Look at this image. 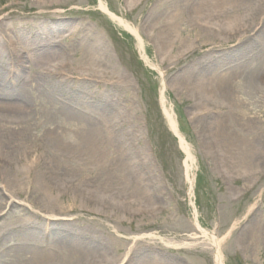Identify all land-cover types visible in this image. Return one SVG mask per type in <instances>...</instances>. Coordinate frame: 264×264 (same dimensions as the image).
I'll return each mask as SVG.
<instances>
[{"label": "rangeland", "instance_id": "1", "mask_svg": "<svg viewBox=\"0 0 264 264\" xmlns=\"http://www.w3.org/2000/svg\"><path fill=\"white\" fill-rule=\"evenodd\" d=\"M103 1L136 28L151 63L161 72L145 63L135 36L113 22L99 8V0H0V68L5 67L0 70V75L4 74L0 83L5 87L0 98L12 102L4 96L32 87L26 93V107L29 105L32 113L39 109L42 91L53 89L51 101H72L71 110H81L98 137L105 142L113 139L126 167L123 172L104 170L100 177L92 178L90 172L78 167L64 170V165L73 167L77 162L85 167V150L78 155L81 148L75 145L76 138L63 130L60 137L67 138L70 145L59 146L63 157L60 153V157L54 156V150L41 143L43 130L50 125L31 122L28 143L18 142L2 153L0 167L5 168H0V202L10 196L31 206L24 212L26 220L19 219L20 226L31 222L43 226L42 216L51 213L63 220L46 226V231L40 228L42 231L19 237L39 239L48 248L56 235L69 236L76 231L82 239V234L94 233L103 241L94 258L76 261L71 257L66 264H115L127 251L130 235L152 232L195 244L177 248L140 239L121 264H215L194 225L193 200L200 227L208 236L223 238L220 252L224 264H264V241L258 238V225L264 218V76L251 73L253 66L264 68V0H249L246 7L253 6L252 11L237 20L231 12L208 17L209 12L203 10L213 0H135L128 15L126 7L132 6L131 2ZM199 2L203 3L200 10L195 6ZM196 10L211 21V28L202 26L185 34ZM173 16L181 23L183 39L174 51L168 45L159 50L157 32L168 33L164 27L170 26ZM259 18L262 25L253 30ZM232 31L233 38L229 36ZM8 34L16 36L17 45H12ZM61 34L64 37L58 38ZM258 50H262L261 63L252 62L251 55ZM64 60L68 64L56 72L53 67ZM92 64L106 76L88 74ZM161 75L168 105L196 157L192 195L185 154L160 105ZM221 75L231 79L233 92L224 93L217 87ZM220 120L231 122L232 138L217 135L215 124ZM15 123L19 122H6L8 127ZM0 136L7 140L5 131ZM104 151L103 162L109 159L108 154H117L112 147ZM250 152L254 156H249ZM251 159L261 164L253 174ZM116 175L123 178L121 182ZM16 212L0 218L3 257L7 246L19 238V222L12 216ZM67 216L71 218L67 220ZM58 226H63L59 234H47L48 227L54 230ZM251 230L255 238L243 240Z\"/></svg>", "mask_w": 264, "mask_h": 264}, {"label": "bare ground", "instance_id": "2", "mask_svg": "<svg viewBox=\"0 0 264 264\" xmlns=\"http://www.w3.org/2000/svg\"><path fill=\"white\" fill-rule=\"evenodd\" d=\"M126 1L129 3L131 2L132 4V6L130 5L126 7V15H128L129 12H132L134 9L133 1L135 0H126ZM191 1L192 0H186V2L188 3ZM176 2L179 3L181 1H176ZM242 4L244 6H242ZM248 4H249V0H213V3L208 4L209 6H206V9H204L203 12H209V14L207 15L208 17H211V16L216 17V13L226 14L228 12L229 13L231 12V13H235L234 18L235 20H237V17L239 16L242 17V15H244L245 13H249L252 11L251 9L253 6L251 7L249 5L248 7H246V5ZM180 6L182 7V5ZM195 6H197V8H199L200 10V8L203 7V3L201 2L196 3ZM99 8L105 14H107L110 17V19L113 22H115L118 26L124 28V30H126L127 32L135 36L136 41L138 43V48H139V53H140L141 58L145 61L147 65L154 67L158 71L161 72L158 66L153 65L151 63L148 57V54L146 52L145 41L143 37L139 34V32L136 30V28L133 25H131L129 22H127V20H125L123 17H119L117 14L111 12L108 8L107 3H105L103 0H99ZM183 10L184 9H181V14H183ZM254 11H256V9ZM197 12L199 11L196 10V12L194 13L195 15L191 17L190 20H188L193 25L191 24L189 26L191 27V29H187L185 34H188L189 31H191L192 29L200 30L202 26L206 28H211V26H209V23L211 21L204 19V17H202L201 14ZM176 18H177L176 16H173L170 21V24H168L170 26L164 27V29L168 33H166L165 31L161 32V30L157 32V37L155 40L158 41L159 43V50H162L166 45H168L166 47H170V49L174 51L173 47L179 44L180 39L181 40L183 39L182 34L184 33V31L181 28V23L178 21V18L177 19ZM182 21L186 22L184 18H182ZM257 21H255V23L252 26L253 30L257 29L260 25H262L261 18H259ZM183 22H182V26L185 27L186 24ZM226 29H230V27ZM237 33L238 32H236V34ZM64 35L61 34L60 36H58V38L64 37ZM70 36L71 35H68L67 37H70ZM229 36L232 38L235 37L234 31H232L229 34ZM238 36L244 38L243 33H240ZM7 38H9L12 45H17L16 41L18 39L16 38V36H12L8 34ZM161 40H162V44L160 43ZM261 51L262 50H258L257 52L252 53L251 55L252 62L258 61V63H261V60H262L261 54H260ZM168 56H170V53ZM256 58H259V59H256ZM66 64L68 63H66L64 60L63 63L62 62L57 63L53 68H55L56 72H59V71L61 72L63 69V66L64 65L66 66ZM90 66L91 67L87 69L88 74L92 76H104V75L106 76L107 73L105 74L103 71L99 70L94 64ZM0 70L5 71V67L2 66ZM251 73L261 74L262 76H264V68L260 65L256 67L253 66ZM3 75H0V76H3ZM223 76L221 75V78H222L221 80L216 79L215 84L217 85V87L219 86L221 88V91H223L224 93L233 92L234 85L233 83L231 84V79L228 77V75H223ZM256 77H254V79H256ZM161 80H162V88L160 90V105H161L163 114L165 115V118L171 130L176 135V137H178L180 147L185 154L184 165H185L186 177L190 185L189 193L190 195H192L193 194V184H194V174L191 172H192V169L194 168L196 157L192 154L190 146L188 145V143L186 142V139L184 138V136L181 134L179 130V126L176 121V116L173 111V108L170 105H168L169 101H168V96H167V86L164 81V76L161 77ZM0 85L2 86V88H0V91H3L5 89L4 84L0 83ZM31 88H29L26 92H15V93L9 92L8 94H11V97L4 96L8 98V101L11 99L12 102L11 101L4 102V99L0 98V134L4 131L7 133V140H3L0 136V152L2 151L0 153V163H1L0 165H3V162H4L3 161L4 158H2V155H3L2 153L5 152L6 150H9V147L13 149V147H16L15 144L18 142L20 143V145L28 143L26 141H29V139L31 138V137H27L29 130H31L28 127L30 126L31 122L35 121V123L41 122L43 125H48V124L50 125L48 129L46 128L43 130V137H41V140H42L41 143L47 149H53L55 152V155L47 154L46 152L47 155L49 156L54 155L56 157L57 156L60 157L59 155H57L58 153H60L58 152L59 146H61V148L69 147L70 141H67V138L60 137L63 130L64 132L68 131V133H71V135L76 138V142L74 141L73 142L75 143V145L81 148V151L78 155L82 156L81 152L82 150H85L84 155H86L87 157V162L83 164L84 165L86 164L87 167L86 166L81 167L79 166L80 162H77L79 164L76 163L73 167H71L72 165H69V164L64 165L65 166L63 167V169L65 168L64 170H67L68 168L75 169L78 167L77 170L79 171L84 170L86 172H90L91 176L89 177L92 178V175L99 176V173L104 170L119 169L117 172L119 171L123 172L126 169L125 163H123V161L121 163L120 156L122 155V151H120V148L118 146L116 147V145L113 144L114 143L113 139L111 138L110 140H107L105 142L103 138H100V136L98 137L97 133L95 132L96 129L94 130L93 127H90L86 123L85 118H84L86 115L82 114L81 110H75V111L71 110L72 106L70 102L72 101L70 100L66 101L67 102L66 104L53 103L50 99V96L55 94V92H53V89H45L42 91L43 94L42 96L40 95L42 102H40L39 104V109H37L36 111L32 110V113H31V111L27 109L29 105L26 107L28 103L26 102V100H28L26 98V93L31 92ZM209 90H212V89H209ZM204 91L209 93L208 90H204ZM14 101L17 103H14ZM32 107H33V104H32ZM14 120L19 123L17 124L15 123V126L13 127H8L6 122H13ZM224 121L222 122L221 120L216 121L217 124L215 123L213 124L217 125L218 127L217 132H216L217 135L222 136L226 139H230L232 138V135H233V125H231V122H229V124L232 126L230 127L228 122H224ZM107 147L114 148V152L117 154L116 156L115 155L112 156L108 154L109 159L103 162L104 160L103 155L105 153L104 150H107ZM107 152L109 153L111 151H107ZM60 155L63 157L62 153H60ZM251 155L254 156L252 152L249 153V156ZM49 156H47L48 160L50 158ZM51 159L54 160L53 158ZM259 159H261L260 156L258 157V160ZM258 160L251 159V161H253V168H254L252 170L253 171L252 174L254 173L256 168L261 167V164L260 162H258ZM68 161H71V160H68ZM122 166L123 168H121ZM0 168H5V167L2 166ZM116 176L118 177V179H120V182H121V179L123 178H120L118 175ZM124 181L128 182L127 180H124ZM127 204L131 205L133 203L127 202ZM190 204L194 210L195 205L193 203V200H190ZM109 205L112 206V204H109ZM113 205H118V204L114 203ZM30 208L31 206L28 205V203L17 201L9 196L7 199L4 200V202H0V218H2L7 213L11 214V213H15L16 211H18L16 212L17 215L12 214V216H15V222L16 223L19 222L17 224V228H19L17 231L18 237L23 236L24 234L27 235V233L30 234L37 230L42 231L40 228H43L46 231V226H49L50 224L54 223L57 220H63L60 217H58L56 214L51 213V214L42 216L44 220L43 226L42 224L40 225L39 223H32V222L26 225L21 224L20 226L19 224L21 220L19 219H22L23 221H25L26 218L23 217L24 212L26 213V211H29ZM137 211H140V213L142 214L143 210L138 208ZM194 215L196 216V212ZM66 218L67 220H69L71 217L67 216ZM194 225L196 229L199 230V232H201V236L204 238L202 241L203 248L211 251L215 264H224L223 255L220 252V243L222 242L223 238L218 239L214 236V234H212L211 236H208V233L200 227L197 221H195ZM62 227L63 226H58L54 230L49 229L48 227L49 231L47 230L48 231L47 234H52V233L56 234L57 232L59 234L60 230H63ZM112 228L113 230H115V233H118L117 227L112 226ZM11 229L12 230L16 229V226L15 228L12 227ZM64 231H67V229H64ZM252 231L253 230H251L250 232L247 231L249 234L247 233L248 235L245 238L242 237V239L246 241L248 238H252V237L255 238V235L253 234ZM258 232H259L258 238L263 239L264 241V218L260 221V224L258 225ZM43 234L46 235V232L45 233L43 232ZM78 235L79 234L76 231H72L69 236L59 237L58 235H56V237L58 238L55 237L54 244L52 246H49L48 248L45 245V243H43V241L39 239L33 240L34 238L24 239L23 237L22 238L19 237L16 243H12L10 246H7L9 249L8 253L4 257L3 255L0 256V264H37V263L66 264L67 263L66 260L70 259L71 257L73 259L74 257H76L75 258L76 261H80L81 260L80 258L85 260L86 258L90 256L94 258L95 254L98 253V250L96 249H99L100 246H102L103 244L102 236L96 235L94 233H86V234H82V239H79ZM129 238L131 239V241L128 244L129 246L126 249L127 251H125V254L121 256L120 259L115 264H121L127 258V255L131 249L130 247L133 245V243L140 239H144V238H147L149 242H159L163 244L164 246H171V247H177V248L194 246L195 244V243H186L184 241L178 242V241L171 240V239H165L152 232L142 234V235H130ZM104 243L106 242L104 241ZM1 244H4V242L2 241ZM1 247H4V246H1ZM92 258L90 260H92Z\"/></svg>", "mask_w": 264, "mask_h": 264}]
</instances>
